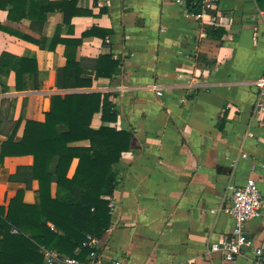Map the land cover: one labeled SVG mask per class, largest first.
I'll return each instance as SVG.
<instances>
[{
    "label": "crops",
    "instance_id": "1",
    "mask_svg": "<svg viewBox=\"0 0 264 264\" xmlns=\"http://www.w3.org/2000/svg\"><path fill=\"white\" fill-rule=\"evenodd\" d=\"M34 1L15 10V20L12 6L0 7V23L17 32L0 31V60L10 54L35 60L38 68L25 75L21 91L14 71L0 77V154L19 123L17 143L27 120H45L54 95L110 94L117 121L104 122L99 112L91 128L128 130L133 138L114 167L112 226L98 252L124 264H254L251 248L228 261L216 245L235 226L226 212L230 187L252 177L264 195V111H256L264 11L256 0H221L202 16L188 10V0ZM65 3L66 11L56 6ZM31 6L37 13L40 6L54 9L40 26L29 17ZM211 29L224 31L219 48ZM26 34L42 45L26 41ZM75 45L76 60L89 65L82 78L92 87L63 88L65 53H75ZM106 55L121 65L114 76L96 79L90 65ZM214 59L215 67L207 66ZM32 176V156L6 157L0 206L19 191L25 203L35 204L39 183ZM247 233L256 246L263 244L264 221L249 222Z\"/></svg>",
    "mask_w": 264,
    "mask_h": 264
},
{
    "label": "trees",
    "instance_id": "2",
    "mask_svg": "<svg viewBox=\"0 0 264 264\" xmlns=\"http://www.w3.org/2000/svg\"><path fill=\"white\" fill-rule=\"evenodd\" d=\"M34 0H0V7L12 6L10 19L15 10L25 8ZM77 0H73L76 4ZM264 11V0H256ZM66 4V5H65ZM56 6L63 11L67 3ZM190 12L200 13L198 0H188ZM29 14L34 25H43L46 14L53 10L40 6L41 12ZM32 23V24H33ZM33 25V26H34ZM0 31L17 33L8 25L0 23ZM210 37L217 40V47L223 44V30H213ZM26 41L42 45L40 40L25 35ZM78 44V43H76ZM67 64L62 69L63 88H88L93 81L83 79L88 70L87 60H76L75 53H65ZM90 71H95L96 79L112 77L121 63L112 56H102L93 60ZM214 59L209 67H215ZM199 66L201 64L199 63ZM10 71L16 73V89L24 90L26 74L38 71L37 62L3 54L0 60V77ZM110 94L73 93L64 97L54 95L51 108L45 120H27L23 139L15 142V133L2 145L0 163L6 157L32 156L33 176L39 183L38 201L35 204L24 202V192L19 191L8 206H0V264H44L43 250H56L66 256L85 262L91 252L97 251L85 247L88 235L99 241L103 240L112 226L110 196L113 195L118 182L115 165L125 152L131 148L133 134L128 130L102 126L95 130L91 123L96 113H102L104 122H116L115 104ZM89 141L88 147L72 146L80 141ZM78 160L72 176H69L73 162ZM53 185L56 193L53 195ZM16 228L20 234H13Z\"/></svg>",
    "mask_w": 264,
    "mask_h": 264
},
{
    "label": "built area",
    "instance_id": "3",
    "mask_svg": "<svg viewBox=\"0 0 264 264\" xmlns=\"http://www.w3.org/2000/svg\"><path fill=\"white\" fill-rule=\"evenodd\" d=\"M185 3L183 0H179ZM221 0H198L201 7V16L214 10ZM186 5V3H185ZM157 94L162 95L161 91ZM256 111H264V75L259 85V97L257 101ZM252 137L253 133H249ZM243 159H249L247 153H242ZM236 167L237 161L233 162ZM232 191L231 205L226 208V212L231 215L235 226L231 236L223 239L218 245L217 250L223 252L224 258L233 261L238 256L245 254L246 248L253 250L254 264H264V242L260 246H256L254 240L247 233V224L252 221H264V195L262 194L256 180L249 177L246 182L239 186L230 187ZM113 207V205L111 204ZM13 234H20L16 228L12 230ZM99 240L92 235L87 236L84 243L85 247L97 250ZM45 255L44 264H124L123 260L110 259L104 254L93 251L85 262L76 260L75 258L66 256L56 250H43Z\"/></svg>",
    "mask_w": 264,
    "mask_h": 264
}]
</instances>
